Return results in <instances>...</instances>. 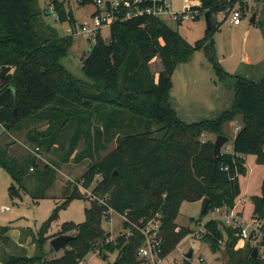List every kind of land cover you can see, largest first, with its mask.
<instances>
[{"label":"trees","instance_id":"obj_1","mask_svg":"<svg viewBox=\"0 0 264 264\" xmlns=\"http://www.w3.org/2000/svg\"><path fill=\"white\" fill-rule=\"evenodd\" d=\"M192 1L201 3L204 15H211L212 28L206 30L202 40L192 45L168 23L155 18L116 23L110 28L109 39L105 40L100 33L84 59L87 62L83 71L95 82L87 85L61 65L73 46L74 36L61 37L43 24L39 27L38 0H0V72L4 67L11 68L7 77L0 79V123L7 132L21 130L31 123H46L48 128L52 127L51 146L59 144V132L68 131L72 143L68 154L75 153L80 142L86 141L92 160L79 181L81 188L91 191V199L85 198L79 188L71 191L66 187L64 204L55 209L39 234L40 245L60 235L75 236L65 254L53 260H48L43 252L34 257L9 256L4 259L5 264H80L97 249H101L104 258L117 250L114 264H146L139 256L146 242L140 229L123 221L126 233L111 240V234L103 228L104 220H109V209L127 215L140 228L158 220L162 239L158 256L165 260L196 233L193 227L177 224L185 203L209 199L207 211L199 220H191L197 227L210 211L235 208L242 193L240 176L246 173L245 157L256 156L257 163L264 166V78L254 82L242 74L227 73L212 48L214 31L220 28L218 15L229 11L227 19L234 9H241L246 15L244 9L249 3ZM51 2L59 21L75 29L73 12L59 0ZM96 2L82 0L83 5ZM255 3L257 13L264 18V0ZM257 23L258 19L254 24ZM260 26L264 31V21ZM199 49L205 50L219 79L235 92V99L218 118L188 123L172 107L170 89L176 66L187 62ZM156 59L160 60L161 70L153 73L151 64ZM88 87L93 91H88ZM237 115L242 125L233 140V151L222 152L215 159V142L203 141L202 137L226 136L224 124ZM154 124L158 130H148ZM160 132L164 136L157 138ZM35 141L44 146V141ZM112 143L116 147L108 152ZM101 153L108 154L102 157ZM0 163L22 190L27 191L25 182L39 184L32 196L36 201L45 199L44 193L56 181V172L45 171L40 160L30 153L11 160L8 150L0 149ZM261 192V196L252 198L253 217L264 221V180ZM15 195L19 196V192L12 186L10 196ZM75 199L90 202L85 221L65 223L58 233L49 235L58 211ZM204 229L199 240L214 253L224 245L228 264H264L259 252L257 258L253 257L255 247L251 244L236 249L240 241L237 230L217 220L205 224ZM7 232L8 228H0L4 241ZM183 264L193 263L185 259Z\"/></svg>","mask_w":264,"mask_h":264},{"label":"rangeland","instance_id":"obj_2","mask_svg":"<svg viewBox=\"0 0 264 264\" xmlns=\"http://www.w3.org/2000/svg\"><path fill=\"white\" fill-rule=\"evenodd\" d=\"M38 8L41 16L38 18V26L41 24L50 30H56L59 36H67L68 30L72 27L67 22L57 21L52 15L47 16L48 11H54L55 6L51 0H38ZM64 4L68 11H72L76 19V27L80 28L83 24L92 23V17L96 11L94 4L83 5L82 0H59ZM192 0H171L172 10L182 12L187 3ZM256 0H249L248 7L244 9L246 15L240 26L230 24L231 17L225 19L227 12L218 15L220 28H217L213 34V55L220 63L222 68L231 75L242 74L252 79L254 82H260L264 78V31L260 23L264 18L256 11ZM244 3V2H243ZM195 4V3H193ZM245 4V3H244ZM237 5V3H236ZM237 7V6H236ZM245 8V7H244ZM258 19L257 24L251 23L253 15ZM260 14V16L257 15ZM170 28L178 32L185 40L194 45L202 40L206 35L207 24L205 17H199L195 21H187L182 25H177L171 21L168 22ZM102 36L105 40L110 37V29H102ZM73 46L68 51L61 65L70 72L76 79L84 81L87 85H94L95 82L88 79L83 71L85 57L94 46L93 43L84 39L80 35H75ZM153 73L161 69L160 60H154L151 64ZM88 91H93L88 87ZM93 93V92H92ZM172 107L175 109L181 119L188 123L200 122L204 119L218 118L224 111L229 110L235 99V92L230 86L222 82L213 64L209 61L204 49L196 50L190 59L185 63L176 66L172 77V87L170 89ZM109 108V107H108ZM241 117L237 115L234 119L226 122L223 131L230 142L223 146L222 152L233 151V140L235 139L238 128L242 125ZM96 124V120L93 121ZM155 126V124H154ZM148 127V130H158V126ZM52 128V127H51ZM51 128L46 123L37 122L24 125L21 130L7 132L0 123V149L8 150L11 160H19L30 153L36 156L45 171L53 170L56 172V181L49 188L45 199L38 201L33 199L38 185L36 182H25V190H22L20 183L13 180L0 163V228H8L7 234L10 241L3 245L0 238V264H5L4 259L11 256H39L43 252L48 260L62 257L65 251L56 252L50 245V242L40 245L39 234L44 224L51 219L55 209L65 202V188L71 191L75 188L81 190L82 195L91 199V191L86 194L81 188L80 179L83 173L92 163L87 153L86 141H81L77 151L68 154L72 146L69 132H59V144L51 146L49 141L51 137ZM71 134V131H70ZM164 133L156 134L157 138H162ZM44 141V146L40 147L35 140ZM216 141V136L206 135L202 140ZM116 147L112 143L108 152ZM36 148H39L37 150ZM108 153H101L105 156ZM83 156V159L78 157ZM246 160V173L240 176L242 193L237 201L238 209L244 215L248 222L253 217L252 198L261 196L262 184L264 180V166L257 163L256 156L248 155ZM14 186L19 192V196H10V188ZM44 187L41 185L40 189ZM237 206V205H236ZM90 207V202L84 199H75L65 205L58 211L57 217L52 220L49 227V235H55L61 229V226L68 222L83 223L85 221V210ZM9 208V210H7ZM202 202L185 203L180 212L177 224L180 227H193L195 231L203 228L211 220L221 221L225 224L224 209L216 212L210 211L204 216L202 224L193 226L192 219L201 218ZM241 214V213H239ZM103 228L110 233L115 240L126 233L123 228V219L117 214L109 215V220L105 219ZM31 234L29 237L26 235ZM72 235V234H70ZM227 240V234L224 235ZM11 242V243H10ZM243 246V243H240ZM19 247H24V250ZM193 251V264H228L226 249L224 245L220 252L214 253L209 245L199 238L188 237L168 258L163 259L160 264H183L187 253ZM118 257V251H113L108 258H104L97 253H90L86 258L87 264H114Z\"/></svg>","mask_w":264,"mask_h":264},{"label":"built area","instance_id":"obj_3","mask_svg":"<svg viewBox=\"0 0 264 264\" xmlns=\"http://www.w3.org/2000/svg\"><path fill=\"white\" fill-rule=\"evenodd\" d=\"M241 1L249 3V0ZM95 7L96 11L92 17V23L83 24L80 28H71L68 35H80L95 45L102 29H110L119 22L148 17L165 23L171 21L177 25H182L187 21H195L199 17L205 16L201 10V3L196 1L187 3L182 12H174L172 10L171 0H97ZM52 12L53 17L59 21L57 14L54 11ZM229 16L231 17V25L240 26L245 15L241 9H234ZM85 192L86 194L89 193L88 190H85ZM89 194L92 196L91 193ZM92 199L96 198L93 197ZM100 204H105V202L100 201ZM223 211L225 214V225L237 230L236 235L240 241L236 249H242L249 243L258 249L260 256L264 259V221L252 217L247 222L236 212V206L233 210L225 208ZM112 213L116 212L113 209H109L108 216ZM119 216L123 221L130 223L131 227L140 229L145 236L146 242L139 252L140 258L145 260L146 264H160L162 259L158 256V250L162 239L159 237L160 226L158 220H152L144 228H140L135 223L130 222L127 219V215ZM143 222L141 221V223ZM127 232L130 233V230ZM204 233L205 229L203 227L197 230L193 237L200 238ZM241 242L243 246L240 245ZM95 253L101 256V249H97ZM203 262V260L200 261L201 264ZM80 264L87 263L84 260Z\"/></svg>","mask_w":264,"mask_h":264},{"label":"water","instance_id":"obj_4","mask_svg":"<svg viewBox=\"0 0 264 264\" xmlns=\"http://www.w3.org/2000/svg\"><path fill=\"white\" fill-rule=\"evenodd\" d=\"M49 14L53 15V12L50 11ZM48 15V13H47ZM205 20H206V24H207V29L211 30L212 28V22H211V15L209 12L205 13ZM256 21V15L254 14L252 19H251V23H255ZM87 60L84 61L83 64H86ZM11 71L10 67H4L2 69V71L0 72V79H5L8 75V73ZM230 142V139L228 137H226L225 135H219L216 137V141L214 143V158L217 159L219 157V155L222 153V148L224 145L228 144ZM210 205L209 199L205 198L202 201V208H201V214H204L208 207ZM75 239V236L70 235V234H65V235H60L57 237H54L53 239L50 240V245L51 247L56 251V252H61V251H66L67 250V246L68 244L73 241ZM105 257H107V255L105 254ZM253 257L257 258L258 257V249L255 248L253 251ZM193 258V251H190L189 253H187L186 255V259L187 260H192Z\"/></svg>","mask_w":264,"mask_h":264},{"label":"crops","instance_id":"obj_5","mask_svg":"<svg viewBox=\"0 0 264 264\" xmlns=\"http://www.w3.org/2000/svg\"><path fill=\"white\" fill-rule=\"evenodd\" d=\"M48 13V15H52V14H49L50 13V11H48L47 12ZM47 15V16H48ZM53 16V15H52ZM70 30V29H69ZM69 30H68V32H69ZM57 32V31H56ZM58 33V32H57ZM59 35V34H58ZM157 60V59H156ZM161 70V69H160ZM229 153V152H228ZM238 204H239V201H238ZM238 204H237V206H236V212L237 213H241L240 214V216H242V217H244V215H245V213L243 214L241 211H237V209H238ZM9 231V230H8ZM7 234H9V232H7ZM7 234H6V239H7V241L9 242L10 241V239L8 238V236H7ZM23 235H26L25 233H23ZM31 234H29V235H26L27 237H29ZM0 238H1V236H0ZM1 241H3L4 242V244L3 245H5V243H6V245L8 244V242L7 241H4V240H1ZM48 242H50V241H48ZM11 243V242H10ZM20 249H22V250H24V247H19ZM0 249H2V247H0Z\"/></svg>","mask_w":264,"mask_h":264}]
</instances>
